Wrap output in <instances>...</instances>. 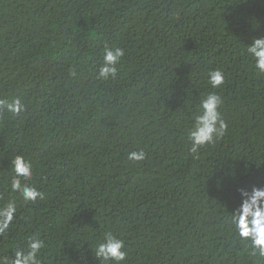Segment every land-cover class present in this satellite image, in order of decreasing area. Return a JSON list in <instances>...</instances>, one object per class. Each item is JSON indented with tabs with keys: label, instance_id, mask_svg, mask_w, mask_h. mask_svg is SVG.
<instances>
[{
	"label": "trees",
	"instance_id": "trees-1",
	"mask_svg": "<svg viewBox=\"0 0 264 264\" xmlns=\"http://www.w3.org/2000/svg\"><path fill=\"white\" fill-rule=\"evenodd\" d=\"M255 39L264 0H0V99L25 106L0 109V208L16 204L0 259L42 240L39 264H117L95 255L111 233L124 264H264L230 223L240 190L264 188ZM106 47L125 52L107 81ZM213 91L228 129L193 154ZM17 155L33 165L35 202L12 192Z\"/></svg>",
	"mask_w": 264,
	"mask_h": 264
},
{
	"label": "clouds",
	"instance_id": "clouds-1",
	"mask_svg": "<svg viewBox=\"0 0 264 264\" xmlns=\"http://www.w3.org/2000/svg\"><path fill=\"white\" fill-rule=\"evenodd\" d=\"M246 54L255 62L257 73L264 74V39H255L252 45L246 47ZM124 56L123 49L117 48L115 54H113L106 47L105 65H112V67H101L98 78L107 81L110 76L115 77L118 74L120 61ZM208 76V83L213 89H218L225 83L224 73L220 69L209 71ZM222 104L221 96L214 91L202 100V114L195 116L196 130L189 134L193 154L198 153L201 147L215 143L218 138L226 134L228 124L224 119H221L220 107ZM0 109L19 114L25 110V106L20 98H16L11 102L0 99ZM145 158L146 153L143 150L133 151L129 154V159L133 161L142 162ZM12 163L14 165V175L11 179L12 192L20 193L26 202H35L38 198H42L43 193L28 183L33 175L31 161L17 155ZM240 192L244 199L239 209L231 213L230 223L232 229L240 239L248 242L252 255L264 258V188L253 187L251 193L243 189ZM15 212V202H9L0 208V234H3L11 226ZM106 240V243H102L97 247L96 257L104 261L115 260L117 264H124L128 259V254L124 251V240L115 239L111 233L107 235ZM44 247V241L33 240L29 245L30 250L27 255L22 251L16 252V258L11 264H39L37 256ZM0 264H8V262L6 259H0Z\"/></svg>",
	"mask_w": 264,
	"mask_h": 264
}]
</instances>
